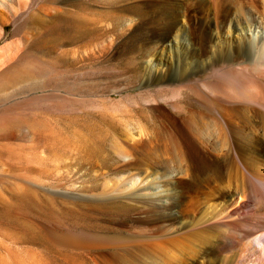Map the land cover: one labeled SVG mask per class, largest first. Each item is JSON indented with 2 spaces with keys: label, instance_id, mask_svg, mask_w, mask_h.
Returning a JSON list of instances; mask_svg holds the SVG:
<instances>
[{
  "label": "bare ground",
  "instance_id": "1",
  "mask_svg": "<svg viewBox=\"0 0 264 264\" xmlns=\"http://www.w3.org/2000/svg\"><path fill=\"white\" fill-rule=\"evenodd\" d=\"M134 1L90 21L111 41L132 28L148 39L124 66L142 87L158 89L160 115L126 129L115 147L123 164L144 173L110 188L105 181L97 194H62L87 209L128 207V228L85 222L70 231L58 217L62 230L47 229L48 246L81 264H264V0ZM77 33L69 44L82 39ZM18 48L0 47V68Z\"/></svg>",
  "mask_w": 264,
  "mask_h": 264
},
{
  "label": "rangeland",
  "instance_id": "2",
  "mask_svg": "<svg viewBox=\"0 0 264 264\" xmlns=\"http://www.w3.org/2000/svg\"><path fill=\"white\" fill-rule=\"evenodd\" d=\"M136 2L11 0L0 6V47L18 44L22 49L12 54L21 56H11L14 60L10 57L0 68V264H63L64 257V264H81L86 259L76 253L65 255L48 246L47 229L58 222L70 231L75 225L79 231L85 222L128 228V207L87 209V202L62 194H97L105 181L116 186L126 176L144 173L123 164L115 147L127 139L126 129L147 128L150 117L160 115L158 89L142 87L140 74L126 68L129 52L145 48L148 39L132 28L111 41L90 21L107 7ZM77 31L82 39L69 44ZM105 44H111L106 51L94 49Z\"/></svg>",
  "mask_w": 264,
  "mask_h": 264
}]
</instances>
